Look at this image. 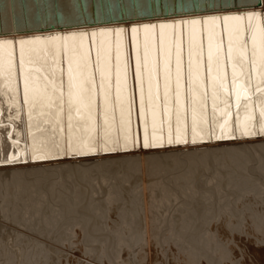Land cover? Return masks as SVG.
Masks as SVG:
<instances>
[{
	"label": "bare ground",
	"instance_id": "bare-ground-1",
	"mask_svg": "<svg viewBox=\"0 0 264 264\" xmlns=\"http://www.w3.org/2000/svg\"><path fill=\"white\" fill-rule=\"evenodd\" d=\"M241 8L264 12V0H0V40L34 41L40 37L37 47L45 48L47 37L124 29L131 50V29L134 27L141 29L142 37L141 26L145 24H175L210 15H235L241 14ZM182 27L186 33L187 26ZM86 42L92 44L90 39ZM183 49V97L189 124L187 143L169 144L164 140L146 148L141 135L135 142L129 136L126 142L121 139L119 143L105 144L97 139L104 136L103 121H98L100 127L96 131H87L84 127L86 113L83 119L76 116L73 105L72 135L94 150L86 147L81 152L73 147L66 152L65 138L69 134L66 61L50 54L46 56L42 51L33 58L31 65L38 85L46 83L44 78L57 84L63 82L65 112L60 126L55 121L45 123L49 117L39 116L37 112L29 121L27 105L22 99L20 119H10L16 116L17 109L9 108V104L22 97V82L19 95L13 97L5 87L7 79L0 76V104L4 109L0 117V219L3 221H0V264H10L7 259L10 256L19 258L43 251L53 256L59 253L56 247L107 254L110 263H115L113 253L119 264H143L148 256L147 262L152 264L151 242L161 236H167L168 244L171 238L189 241L174 243L177 247L174 262L164 264H264V132L259 131L256 120L245 121L249 114L245 105L250 102L243 95L236 109L235 88L229 81L230 95H218L214 113L213 101L211 98L206 101L202 115L208 123H199L195 143L192 142L193 94L188 91L186 38ZM134 55L132 51L133 68ZM92 56L94 59V47ZM58 59L62 61L59 64ZM172 66L174 74V59ZM60 68L64 69L63 73ZM162 71L161 62V91ZM227 71L230 77L231 64ZM96 79L99 80L98 73ZM206 83L210 85L211 82L206 80ZM128 84L136 94L131 113L135 129L142 120L138 112L139 83L132 69L128 73ZM253 100L258 118L260 108L264 107V94L254 96ZM170 104L175 106V101ZM45 111L55 113L56 107ZM226 113H231V117ZM116 115L119 118V108ZM148 118L151 119L150 113ZM244 128L251 129L252 134L246 135ZM112 136L115 139V132ZM105 147L110 150L105 151ZM146 152L160 155L150 156ZM138 153L143 163L148 158L165 161L175 171L178 166L183 169L175 177L153 181L149 200L140 208L130 205L131 187L102 188L93 183L105 172L118 170L117 165L135 163ZM254 157L258 161L255 177L250 175L248 162L245 164ZM57 162L61 165L55 166ZM55 176L73 180L87 178L90 184L68 189L53 184L51 180ZM88 194L97 196L94 199L97 205L93 213L84 215L75 201ZM32 236L46 240L50 246L41 245ZM236 247L242 258L251 255L252 261L249 263L246 256L243 263L244 259L238 258L239 253L235 257Z\"/></svg>",
	"mask_w": 264,
	"mask_h": 264
},
{
	"label": "snow or ice",
	"instance_id": "snow-or-ice-1",
	"mask_svg": "<svg viewBox=\"0 0 264 264\" xmlns=\"http://www.w3.org/2000/svg\"><path fill=\"white\" fill-rule=\"evenodd\" d=\"M241 14L210 15L202 19L178 21L175 24H145L131 29V45L124 29H102L100 33H70L65 36L47 37L48 46L37 47L41 38L34 41L0 40V76H5L8 84L5 87L13 97L20 93L22 97L13 100L9 108L15 107L17 114L10 119H20L19 109L27 105L28 119L33 113L49 117L45 123L55 121L60 126L65 112V92L63 82L46 80L38 85L32 74L33 58L42 51L44 54L62 58L67 63V128L69 134L65 138V151L77 147L94 150L87 142L74 139L73 105L75 114L84 118L86 113L87 131H96L103 121L104 136L98 140L119 143L132 136L135 142L142 135L143 146L150 147L157 142L167 140L169 144L187 143L188 109L183 97V73L185 65L182 53L183 44L187 42V82L191 92L193 107L191 110L192 142L199 123H208L202 112L207 107L206 101H215L220 93L230 95L229 81L235 88V107L238 110L243 97L250 103L245 107L249 114L246 122L256 120L259 131L264 132V107L255 115L254 96L264 94V12H249L240 9ZM182 26H187V32ZM90 39L92 44H87ZM205 39L207 47L205 48ZM93 47L95 57L93 59ZM134 51V68L133 56ZM195 57V59H194ZM173 59L175 69L173 74ZM114 61V62H113ZM62 62L58 59L57 63ZM161 62L163 89L161 91ZM231 64V76L228 66ZM133 70L135 80L139 83L138 112L142 124L132 128V106L136 102V94L128 84L129 70ZM61 73L64 72L60 68ZM99 74V80L96 74ZM210 80V85L206 83ZM174 82V88H173ZM146 83V87H145ZM209 87L211 96L209 97ZM175 101V106L170 101ZM56 107L55 113L45 111ZM119 108V118L116 112ZM198 108L200 112L198 113ZM149 113L151 119L149 120ZM4 115L0 104V117ZM231 117V113H226ZM227 122V121H226ZM31 127V124H29ZM44 131V129H39ZM63 131V128L60 129ZM223 131V125H221ZM246 135L251 129H242ZM56 128H53V132ZM115 132V139L112 133ZM222 137H217L220 139ZM105 151H109L107 147Z\"/></svg>",
	"mask_w": 264,
	"mask_h": 264
},
{
	"label": "rangeland",
	"instance_id": "rangeland-1",
	"mask_svg": "<svg viewBox=\"0 0 264 264\" xmlns=\"http://www.w3.org/2000/svg\"><path fill=\"white\" fill-rule=\"evenodd\" d=\"M148 155H155L158 154V152H146ZM164 154H174V153H164ZM160 155V153L158 154ZM123 157V156H122ZM138 161H134L135 163H123L120 166L117 165L116 168L118 170H115L114 173L111 172H105L102 176L99 178L93 180V183L96 184L97 186H100L102 188L104 187H111L114 185L118 186H129L131 187V192H130V205L135 204L137 208H140V206L145 205V201L149 200V194L152 188V182L153 181H160L162 178H171L175 177L176 175H179L183 172V169L181 166L177 167V171L174 170V168L167 164L165 161H154V159H148L145 158L144 163L141 162L143 158L141 154L137 155ZM123 159V158H121ZM120 159V160H121ZM113 162V161H112ZM246 162H248L246 164ZM258 161L256 158H251L250 160L245 161V164L248 167V170L250 172V175L253 177L256 176V167L258 166ZM61 163L57 162L55 166H60ZM213 165V163H212ZM211 165V166H212ZM206 169V168H205ZM258 172V171H257ZM258 175V174H257ZM147 179H146V178ZM146 179L145 183L147 184L149 182V185L143 183V179ZM53 184H60L62 187L72 189L74 185H84V186H89V181L87 178H80V179H75L73 180L72 178H60L58 179L56 176L54 177L53 180H51ZM56 188V187H55ZM79 188V187H78ZM83 198V199H82ZM97 196L93 195L90 196L88 195H83L81 196V199H77L75 202H77V207H82L80 210L84 211V215L90 214L96 207L97 203L95 202L94 199H96ZM93 213V212H92ZM97 213V211H95ZM1 222H3L0 219ZM6 223H9L7 221ZM32 238L38 242L41 243V245L47 244L50 246V243L47 242L44 239H41L36 236H32ZM167 236H161L157 237L154 241L152 240V245H151V263L152 264H161V262L166 263L168 262H174V253H177L176 246L175 244L177 243L178 240L170 239V244H168L166 241H169L166 239ZM176 241V242H175ZM246 242V239H244ZM180 244H186L189 242L187 239L185 240H179L178 241ZM175 243V244H174ZM198 245V244H197ZM238 250L237 253H235L234 250V256H238V253L241 254L240 250L238 247H236ZM56 250L59 251L58 254H49L47 251L35 253V254H24V256L15 258V256H10L7 258L10 262V264H14L15 262L22 263V264H80V262H83L85 264H119L117 258L112 254L114 258L115 263H110L107 260V254L103 253H98L94 254L91 252H87L86 250L84 251H73L72 249H69L67 251L66 248L62 247H56ZM111 251V250H110ZM161 251L167 252L166 255H163ZM240 251V252H239ZM112 252V251H111ZM127 253L129 251L126 250ZM126 257H129V254L125 255ZM247 256V261L250 263L252 260V257ZM246 256L242 258V254L238 256L239 259H244L242 260L243 263L246 262ZM250 260V261H249ZM75 261V263H73ZM148 256H146L143 264H148ZM245 261V262H244ZM150 263V262H149ZM252 264V262H251Z\"/></svg>",
	"mask_w": 264,
	"mask_h": 264
}]
</instances>
